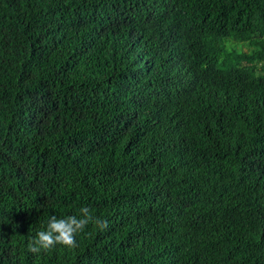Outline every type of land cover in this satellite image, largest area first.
Masks as SVG:
<instances>
[{
	"label": "trees",
	"instance_id": "obj_1",
	"mask_svg": "<svg viewBox=\"0 0 264 264\" xmlns=\"http://www.w3.org/2000/svg\"><path fill=\"white\" fill-rule=\"evenodd\" d=\"M0 264H264V0H0Z\"/></svg>",
	"mask_w": 264,
	"mask_h": 264
},
{
	"label": "clouds",
	"instance_id": "obj_2",
	"mask_svg": "<svg viewBox=\"0 0 264 264\" xmlns=\"http://www.w3.org/2000/svg\"><path fill=\"white\" fill-rule=\"evenodd\" d=\"M90 224L100 231L108 227L107 221L95 217L88 207L80 208L78 215L63 218L53 215L46 228L38 231L35 237L28 236L27 250L33 254L47 253L58 245L74 249L78 247L77 235L84 233Z\"/></svg>",
	"mask_w": 264,
	"mask_h": 264
},
{
	"label": "rangeland",
	"instance_id": "obj_3",
	"mask_svg": "<svg viewBox=\"0 0 264 264\" xmlns=\"http://www.w3.org/2000/svg\"><path fill=\"white\" fill-rule=\"evenodd\" d=\"M239 45H243V44H239ZM246 50V48H244Z\"/></svg>",
	"mask_w": 264,
	"mask_h": 264
},
{
	"label": "bare ground",
	"instance_id": "obj_4",
	"mask_svg": "<svg viewBox=\"0 0 264 264\" xmlns=\"http://www.w3.org/2000/svg\"><path fill=\"white\" fill-rule=\"evenodd\" d=\"M234 61V60H233Z\"/></svg>",
	"mask_w": 264,
	"mask_h": 264
}]
</instances>
